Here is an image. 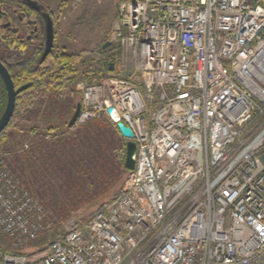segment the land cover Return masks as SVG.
Here are the masks:
<instances>
[{
    "label": "built area",
    "instance_id": "obj_1",
    "mask_svg": "<svg viewBox=\"0 0 264 264\" xmlns=\"http://www.w3.org/2000/svg\"><path fill=\"white\" fill-rule=\"evenodd\" d=\"M116 23L74 127L124 122L135 169L33 258L52 223L1 153L0 264H264V0H123Z\"/></svg>",
    "mask_w": 264,
    "mask_h": 264
},
{
    "label": "trees",
    "instance_id": "obj_2",
    "mask_svg": "<svg viewBox=\"0 0 264 264\" xmlns=\"http://www.w3.org/2000/svg\"><path fill=\"white\" fill-rule=\"evenodd\" d=\"M10 2L0 0L1 11H6ZM42 41V36L35 42L25 41L21 31L8 32L0 21V61L8 68L16 89L31 84V88L18 96L11 122L0 134V152L7 151L14 137L30 133L37 138L28 157L10 154L8 150L13 156L8 165L33 194L36 191L42 199L43 196L51 199L54 213L63 218L124 184L123 179L129 173L125 168L127 140L108 119L91 121L77 128H69V121L62 130L58 126L49 127L45 134H37L36 128H25V124L36 121L40 113L45 120L49 117L52 120L58 111L62 119L68 111L63 99L77 93L76 83L81 78L90 82L101 79L93 72L81 75L80 59L76 55L53 50L42 61ZM6 104V89L0 77V118ZM83 224L84 221L79 226ZM0 249L11 253L2 246Z\"/></svg>",
    "mask_w": 264,
    "mask_h": 264
},
{
    "label": "rangeland",
    "instance_id": "obj_3",
    "mask_svg": "<svg viewBox=\"0 0 264 264\" xmlns=\"http://www.w3.org/2000/svg\"><path fill=\"white\" fill-rule=\"evenodd\" d=\"M16 1V0H9ZM44 4L56 18V39L54 50L57 53H66L79 56V71L85 76L88 72L97 73L96 78L104 76L108 68V63L112 64V60L119 62L121 56L116 45H112L103 49L104 45L112 41L113 28L119 16V5L123 0H38ZM11 9V8H9ZM49 12V13H50ZM16 20V21H15ZM14 21L19 27L22 26L17 19ZM115 71L114 73H116ZM81 78L80 80H82ZM86 80V79H85ZM74 98V100L72 99ZM66 103L68 111L64 112V116L60 117V113L55 112L54 119L45 120L43 113H40L39 118L29 124H25V128L30 130L36 128L37 134L47 131L49 127H61L64 123H68L75 113V108L80 104L81 98L78 93L74 96H68L63 99ZM42 112H44L42 110ZM48 113V110H45ZM37 140L33 134L26 133L22 137H14L7 146V151H1L6 155V161L9 163L13 160L10 154L28 157L33 143ZM8 150L11 151L9 154ZM27 160V159H26ZM28 173V172H27ZM124 177V182H125ZM30 180V178H28ZM23 182V181H22ZM46 182V181H44ZM48 186L49 184L43 183ZM121 183L116 189L111 191L104 198L91 202L88 205L81 207L80 210L70 212L66 217H57L53 210L51 199L46 196H41L35 191L34 195L41 201L44 206L48 222L52 223L50 231L44 233L39 239L25 251L26 254L33 258L43 257L48 250L51 242L61 238L67 230L73 225H78L81 222L89 220L98 209L104 204L111 201L115 196L122 191ZM36 187V185H35ZM37 190V189H36ZM62 197V196H61ZM55 216V217H54ZM0 246L9 249V244L5 238L0 237ZM24 252V250H21Z\"/></svg>",
    "mask_w": 264,
    "mask_h": 264
},
{
    "label": "water",
    "instance_id": "obj_4",
    "mask_svg": "<svg viewBox=\"0 0 264 264\" xmlns=\"http://www.w3.org/2000/svg\"><path fill=\"white\" fill-rule=\"evenodd\" d=\"M27 2H28V5L31 8H33L34 11L38 13H40L44 9V7L41 6L38 3V1L27 0ZM44 17L47 22V34H46L45 51L42 56V61H45V59L51 54V52L53 51L54 42H55V30H54V23H53L52 17L50 16V14H45ZM118 29H119V23L117 22L114 30L117 31ZM109 46H112V42H108L107 44H105L103 49H106ZM109 70L113 72L115 70V64H110ZM0 77L4 82L5 89H6V96H7L6 108H5L3 115L0 118V134H1L4 132V130L8 127V125L11 122V119L13 117V114L16 108L18 96L24 91L31 88V84L25 85L19 89H16L14 81L12 79V76L8 68L1 61H0ZM80 109H81L80 106H77L76 111L69 122V125H68L69 128H73L75 126L77 119L79 117V114H80ZM112 112H113L112 108L108 109L109 115H111ZM117 128L120 134L122 135V137L127 140L125 168L127 170H134L135 165H136L134 157L137 151V145L133 141L134 134L132 130L124 122H119L117 124Z\"/></svg>",
    "mask_w": 264,
    "mask_h": 264
},
{
    "label": "flooded vegetation",
    "instance_id": "obj_5",
    "mask_svg": "<svg viewBox=\"0 0 264 264\" xmlns=\"http://www.w3.org/2000/svg\"><path fill=\"white\" fill-rule=\"evenodd\" d=\"M38 3L44 7V9L40 13L34 11V9L28 5L27 0L11 1L9 4V8L11 9L7 8L6 11H0V21L2 23V26H4L5 30H7L8 32H11L14 29L21 31L25 36V41L35 42V40L39 39L42 36L43 41L41 42V44L44 46L45 51L47 22L44 15L50 14V16L52 17L55 30V39L56 18L53 16V14H51L50 10L44 4L39 1ZM15 19H17V21L22 24L21 27L16 24Z\"/></svg>",
    "mask_w": 264,
    "mask_h": 264
},
{
    "label": "crops",
    "instance_id": "obj_6",
    "mask_svg": "<svg viewBox=\"0 0 264 264\" xmlns=\"http://www.w3.org/2000/svg\"><path fill=\"white\" fill-rule=\"evenodd\" d=\"M40 2V1H39Z\"/></svg>",
    "mask_w": 264,
    "mask_h": 264
}]
</instances>
